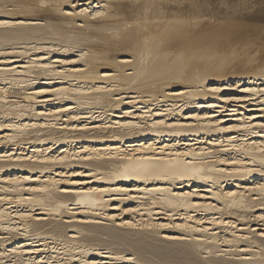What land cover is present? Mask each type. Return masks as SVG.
Segmentation results:
<instances>
[{
	"label": "bare ground",
	"instance_id": "1",
	"mask_svg": "<svg viewBox=\"0 0 264 264\" xmlns=\"http://www.w3.org/2000/svg\"><path fill=\"white\" fill-rule=\"evenodd\" d=\"M196 1L0 0V264H264V56Z\"/></svg>",
	"mask_w": 264,
	"mask_h": 264
},
{
	"label": "rangeland",
	"instance_id": "2",
	"mask_svg": "<svg viewBox=\"0 0 264 264\" xmlns=\"http://www.w3.org/2000/svg\"><path fill=\"white\" fill-rule=\"evenodd\" d=\"M183 1H184V0H183ZM185 1H186V0H185ZM201 1H202V2H201ZM201 1H200V0H199V1H196V2H198V3L196 4V6L198 5V6H199L198 8H200V6H201L202 9L198 10V9H196L197 7L195 8V11H196L198 14L200 13V14H199V21H201V23H202L203 21H207V20H205L207 17H212V16H215V19L217 18V19H218L219 21H221V22L224 21V20H222V19H226V20H229V21H233V20H234V17H235V18L237 17V18H236V19H238L237 22L239 21L238 24H241V23H242V24L244 25L243 21H245V25H246L247 23H248V24H247L248 26L250 25L249 28H248V26L246 27V28H248V29L245 28V31L247 30L246 33L251 31L250 33L252 34V35H251V34L249 33L250 35H248L247 39H244V42H245L246 40H248L247 42H250V41H251V42L249 43V45L247 44L246 49L249 47V48L247 49V51L245 50V52H243L245 58H247V57L250 56V55L253 56V57L256 56V58H262V55L264 56V53H263V52H264V49H263V47H264V46H263L264 43H263V44L261 43V42H264V36H263V35H264V28H263L264 19L262 20V17H263V15H264V9H263V8H264V2H263L264 0L261 1L262 3L259 2L260 0H252V1L248 0L249 2H248L247 0H244V1H246V2H244V1H241V2H240V0H239V2H238V0H237V1L235 0L236 2H235L234 0H227L228 2L231 1V3L229 2L230 4H228V3L226 4L225 0H220V2H219V0H218V1H217V0H215V1H214V0H213V1L210 0L211 2H210L209 0H204V2L206 1V3H204L203 0H201ZM207 1L210 2L209 5H208ZM221 1H223V4L221 3ZM232 1H233V2H232ZM215 2H217V3L219 2L218 4H219L220 6L222 5V6H225V7H222V9H221V7L219 8V7H218L219 5H217ZM237 2H238V3H237ZM251 2H252V4H251ZM255 2H256V3H255ZM203 3H204V4H203ZM214 3H215L216 5H215ZM236 3H237V4H236ZM242 3L244 4V6H245L246 4L248 5V4L250 3V4H249L250 6L248 5V8H247V7H246L247 5H246V6H245L246 9H245V8L243 9V8H241ZM245 3H246V4H245ZM232 4H233V5L235 4V5L233 6ZM253 4H255V5L257 4V5L255 6V5H253ZM258 4H260V5H258ZM205 5H206V6H205ZM227 5H228L229 7H230L231 5H232L233 7L236 6V8L233 9L232 6H231L230 8H232V9H230V10H232V11L230 12L229 10H227V8H229V7H227ZM237 5H240V8H239V6H237ZM251 5H252L253 7H252ZM254 6H255L256 9L254 8ZM257 6H259V8H258ZM260 6H261V7H260ZM206 7H207V8L209 7V9H207ZM211 7H212L213 9H212ZM217 7H218V8H217ZM226 7H227V8H226ZM242 7H243V6H242ZM249 7L253 8V9L250 8V9H251V11H250ZM262 7H263V8H262ZM205 8H206V10H205ZM210 8H211V9H210ZM218 9H219V11H220V14L222 13V15H219V11H217ZM224 9L227 10V11H225ZM236 9H237L238 11H242V10L244 11V13H243V11H242V14H236V15H238V16H239V15H240V16H243V15H244L245 17H244V16H243V17H244L245 20L242 19L243 17L235 16V14L233 15V12H234L233 10H236ZM247 9H248V10H247ZM260 9H262V10H260ZM197 10H198V11H197ZM207 10H211V12H212L213 10H215V11L212 12L213 14L210 15L209 13H211V12H210V11H207ZM253 10H254V11H253ZM256 10H257L258 12H257ZM216 11H217L218 15L216 14ZM246 11H248V12L246 13ZM249 11H250V12H249ZM252 11H253L254 13H253ZM223 12H224V13H223ZM228 12H229V13H228ZM235 12H236V11H235ZM235 12H234V13H235ZM251 12H252V13H251ZM197 13H196V17H198V14H197ZM201 13H203V14H205V15H203V14H201ZM231 13H232V14H231ZM240 13H241V12H240ZM248 13H250V15H249ZM256 13H257V14H256ZM208 14H209V15H208ZM224 14H227V15L225 16V18H223V17H224ZM229 14H230V15H229ZM201 15H202V16H201ZM206 15H207V16H206ZM231 15H232V16H231ZM255 15H257L256 18H255ZM258 15H260V17H259ZM200 16H201V17H200ZM228 16H229L230 18L232 17L233 20H232V18H231V19L228 18ZM248 16H249L250 18H248ZM261 16H262V17H261ZM203 17H205V18H203ZM251 17H253L254 20H253V18H251ZM258 17H259V18H258ZM202 18H203V19H202ZM220 18H221V19H220ZM227 18H228V19H227ZM200 19H201V20H200ZM239 19H240V20H239ZM247 19H248V20H247ZM197 20H198V19H197ZM199 21H198V22H199ZM241 21H242V22H241ZM250 21H251L252 24L250 23ZM256 21H258V22L256 23ZM262 21H263V22H262ZM237 22H236V23H237ZM240 22H241V23H240ZM246 22H247V23H246ZM254 22L256 23V28H255V26H254L255 24H253ZM201 23H199L200 27H198V29H196V30L202 29V25H201ZM216 23H218V21H216ZM249 23H250V24H249ZM257 24H258V25L260 24V26H257ZM235 25H236V24H235ZM251 25L254 26V28L252 27L253 31L255 30L254 32L257 31L258 33H257V32H256V33H253V31L250 30ZM261 25H262V26H261ZM235 27L238 29L237 26H235ZM258 27H259V28H258ZM260 27H261V28H260ZM259 30H262V33H261V31H259ZM223 32H224V31H223ZM223 32H222V33H223ZM246 33H245V36H247V34H248V33H247V34H246ZM258 35H259V37H258ZM251 36H252V37H251ZM262 36H263V37H262ZM255 37H256V38H255ZM257 37H258V38H257ZM252 38H253V39L255 38V39H254L255 42H254V40H253ZM260 38H261V39H260ZM237 39H238V38H236V40H235V39H234V40H235L236 42L242 40V39H239V40H237ZM252 40H253V41H252ZM259 40H260V41H259ZM241 42H242V41H241ZM241 42H237V43H236V44H237L236 47H239L240 45H242ZM239 43H240V44H239ZM257 43H259V45H258ZM252 44H253V45H252ZM254 44H255V45H254ZM250 45H251V46H250ZM260 45L262 46L261 48H260ZM257 46L259 47V50H258V47H257ZM240 47H241V46H240ZM253 47H254V48H253ZM255 47H256V49H255ZM251 49L254 50L255 53H254V51H252ZM249 50H251V51H249ZM260 50H261V51H260ZM262 50H263V51H262ZM251 52H252V53H251ZM261 52H262L263 54H262ZM247 54H248V56H247ZM249 54H250V55H249ZM255 54H256V55H255ZM260 54H261V55H260ZM259 55H260V57H259ZM254 59H255V58H254Z\"/></svg>",
	"mask_w": 264,
	"mask_h": 264
}]
</instances>
